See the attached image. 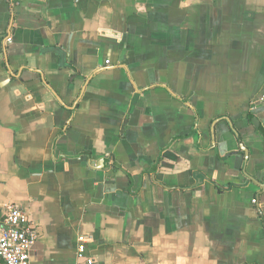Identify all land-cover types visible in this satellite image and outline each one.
<instances>
[{
    "label": "crops",
    "instance_id": "crops-1",
    "mask_svg": "<svg viewBox=\"0 0 264 264\" xmlns=\"http://www.w3.org/2000/svg\"><path fill=\"white\" fill-rule=\"evenodd\" d=\"M261 131L264 0H0V205L31 264L80 237L96 264H264Z\"/></svg>",
    "mask_w": 264,
    "mask_h": 264
},
{
    "label": "built area",
    "instance_id": "built-area-1",
    "mask_svg": "<svg viewBox=\"0 0 264 264\" xmlns=\"http://www.w3.org/2000/svg\"><path fill=\"white\" fill-rule=\"evenodd\" d=\"M38 238L37 225L25 208L12 201L0 205L1 264H31L30 252ZM78 240L74 264H96L86 250L85 240L82 237Z\"/></svg>",
    "mask_w": 264,
    "mask_h": 264
},
{
    "label": "trees",
    "instance_id": "trees-1",
    "mask_svg": "<svg viewBox=\"0 0 264 264\" xmlns=\"http://www.w3.org/2000/svg\"><path fill=\"white\" fill-rule=\"evenodd\" d=\"M67 65L70 66V63H67ZM246 119L252 123V124H256V122L258 121L257 117L254 116L251 112H248L246 115H245ZM261 134L263 136V141H264V131H261ZM216 184V183H215ZM234 184H227V185H224V186H220L218 184H216L217 188H219L220 190H225V189H229L231 186H233Z\"/></svg>",
    "mask_w": 264,
    "mask_h": 264
},
{
    "label": "water",
    "instance_id": "water-1",
    "mask_svg": "<svg viewBox=\"0 0 264 264\" xmlns=\"http://www.w3.org/2000/svg\"><path fill=\"white\" fill-rule=\"evenodd\" d=\"M214 124L215 123H213L212 124V127L214 126ZM256 124H257V126L258 127H260V123L257 121L256 122ZM240 148L244 151V153H245V158H247L248 157V151H247V148H245L244 146H243V144H240ZM103 160H105V161H107L106 159H103ZM99 163H101V162H99ZM258 184H259V186L261 187V191L263 192L264 191V182H258Z\"/></svg>",
    "mask_w": 264,
    "mask_h": 264
}]
</instances>
